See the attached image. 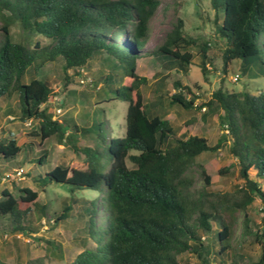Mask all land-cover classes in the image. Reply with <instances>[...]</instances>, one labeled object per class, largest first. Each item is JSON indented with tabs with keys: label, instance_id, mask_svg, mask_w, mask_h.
Instances as JSON below:
<instances>
[{
	"label": "trees",
	"instance_id": "obj_1",
	"mask_svg": "<svg viewBox=\"0 0 264 264\" xmlns=\"http://www.w3.org/2000/svg\"><path fill=\"white\" fill-rule=\"evenodd\" d=\"M209 4L222 47V74L238 62V79H264V0ZM159 6V0H0V102L6 103L5 116L35 127L38 144H20L13 135L0 139V161L13 162L25 151L28 161L42 166L48 160L43 143L53 137L83 157L80 164H61L32 177L42 191L52 184L66 187L70 197L54 214L55 222L68 220L78 208L77 216L95 242L70 264H191L188 257H181L184 254L194 256L197 264H243L242 247L233 243L238 215L244 239L264 246V90L252 94L219 87L209 100L194 106L199 97L191 87L174 81L169 95L163 91L168 75L151 83L138 75L137 63L146 57L185 77L192 66L204 81L213 74L210 43L189 36L181 19L161 44L145 47ZM12 27L20 32L19 40ZM98 58L109 61L112 71H100L87 84H105L111 101L128 106L124 135L109 142L95 117L89 129L71 117H55L51 100L59 93L42 75L46 64H62L63 97L58 103L62 107L68 99L88 98L70 88L71 76L82 77L79 70L90 69ZM114 82L118 87L109 85ZM146 90L153 97L150 101ZM165 108L187 115L202 111L203 118L217 119L238 167L240 182L232 190H212L210 177L199 167L204 189L194 194V181L187 173L201 154L216 152L223 141L211 147L203 136L181 133L165 118ZM99 112L103 109H96L95 116ZM90 134L99 140L94 146L77 143L78 136ZM82 191L95 197H77ZM255 202L258 221L248 214ZM27 204L33 209L21 207ZM97 210L104 213V224L98 227ZM44 211L36 191L12 183L11 189L0 192V230L37 233L32 217L40 221ZM203 235H208L207 242ZM53 244L60 254L59 245ZM254 264H264V254Z\"/></svg>",
	"mask_w": 264,
	"mask_h": 264
},
{
	"label": "rangeland",
	"instance_id": "obj_2",
	"mask_svg": "<svg viewBox=\"0 0 264 264\" xmlns=\"http://www.w3.org/2000/svg\"><path fill=\"white\" fill-rule=\"evenodd\" d=\"M160 6L155 16L149 23L150 39L145 43L147 49H153L162 43L164 34L170 30L171 26L176 23L177 19L184 22L185 32L192 37L201 41L210 43L211 50L209 56L213 60L214 68H211L213 74L204 81L201 77L199 69L195 66L190 67L188 76L168 72L162 65V62L152 57L141 59L137 63V74L145 77L149 83L161 76L168 75L163 91L172 94L173 82L180 81L184 86L191 87L199 99L194 102L196 106L199 102L209 100L211 94L219 87L228 92L249 91L257 94V90H264V79H249L247 76L240 77L234 81V75L238 74V62H233L229 68L228 74L223 75L221 72V42L215 34L214 18L215 14L210 8L209 0H159ZM219 16V22L221 21ZM14 38L19 40L20 32L16 27L11 28ZM2 38L1 22H0V40ZM264 53V48H262ZM195 52L194 50L192 51ZM105 57V56H103ZM105 59V58H104ZM102 58L91 61L90 69H85L86 78L95 81L100 71L110 72L111 66L109 61ZM198 59L195 60V64ZM215 69V70H214ZM112 71V70H111ZM70 74V72H69ZM115 75L118 73H114ZM42 75L49 77L51 84L58 91L57 98L51 100L55 109V117L64 118L71 117L74 122L80 126L89 129L92 126L94 117L101 121L102 136L109 142L112 138H118L125 133L127 104L120 101H111L112 94L105 84H79L78 77L72 78L71 89H76L85 93L88 98L66 100L64 106L58 107L60 99L63 97V67L60 62L48 63L42 69ZM116 78V77H115ZM113 78V80L115 79ZM110 86L118 87L117 82L110 83ZM147 101L153 97L151 93L144 91ZM5 102H0V139H8L10 135L20 143H34V130L30 122L22 123L12 116L4 115ZM103 109V113L95 116L96 109ZM102 111V110H101ZM166 119L169 120L175 128H179L181 133L185 135L203 136L208 144L213 147L217 141H223L220 149L216 152H206L201 154L196 160L191 170L187 173L193 181L192 191L197 194L204 189L203 179L200 175L202 167L211 179L212 190L226 192L240 182L238 178V167L236 160L228 153L229 142H227L226 132H223L218 125L215 117H202L201 112H195L191 115L178 112L176 109L165 108ZM181 113V114H180ZM194 120V122L191 121ZM77 143L81 146H94L99 140L95 134L87 136H78ZM44 148L48 151V160L42 166H36L28 161V155L23 151L19 157L13 162L4 163L0 161V192L8 188L11 189L12 183L18 188H28L38 192V203L45 207L44 217L37 221L33 219V226L37 227L38 232L33 234L9 233L5 228L0 230V264H70L75 257L85 248H93L95 242L87 235L84 221L79 219L77 214L79 209L74 208L72 216L63 222H55V213L60 212V208L64 202L69 199V194L65 186L52 184L44 191L35 186L32 177L43 175L49 169L64 164H80L83 157L74 154L70 148L63 143H59L54 137L43 143ZM22 168L24 174L20 179L13 181H2L1 178L6 173H11L13 169ZM228 168L229 171L225 175H220L219 171ZM77 197L94 198L95 194L89 191L76 193ZM22 208L33 209L30 204L21 205ZM258 202L253 203L249 210V216L258 221L259 213ZM104 213L97 210L95 213L96 226H100ZM242 215H238L234 223V239L233 243L242 247L244 255L243 264H254L264 254V246L257 244H249L242 236ZM205 242L208 241V235H203ZM49 243V244H47ZM56 243L60 247L58 253ZM183 259L188 257L191 264H197L194 256L184 254Z\"/></svg>",
	"mask_w": 264,
	"mask_h": 264
},
{
	"label": "built area",
	"instance_id": "obj_3",
	"mask_svg": "<svg viewBox=\"0 0 264 264\" xmlns=\"http://www.w3.org/2000/svg\"><path fill=\"white\" fill-rule=\"evenodd\" d=\"M80 74L82 75V77L79 78V83L80 84H85L90 82L91 80L89 78H86V73L84 69H80ZM238 79L237 75H234V81H236ZM25 174L24 170L22 168H18V169H13V171L11 173H6L5 175L2 176L1 180L2 181H13V180H17L20 179L23 175Z\"/></svg>",
	"mask_w": 264,
	"mask_h": 264
}]
</instances>
